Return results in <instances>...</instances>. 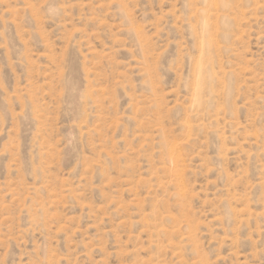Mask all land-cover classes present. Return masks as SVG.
<instances>
[{"label":"rangeland","instance_id":"obj_1","mask_svg":"<svg viewBox=\"0 0 264 264\" xmlns=\"http://www.w3.org/2000/svg\"><path fill=\"white\" fill-rule=\"evenodd\" d=\"M0 264H264V0H0Z\"/></svg>","mask_w":264,"mask_h":264},{"label":"bare ground","instance_id":"obj_2","mask_svg":"<svg viewBox=\"0 0 264 264\" xmlns=\"http://www.w3.org/2000/svg\"><path fill=\"white\" fill-rule=\"evenodd\" d=\"M222 5H224L223 2H221ZM201 68H202V64L201 62H198V65H197V73H198V78L196 79V85H195V90L196 92L197 91H200V79H199V75H200V72H201Z\"/></svg>","mask_w":264,"mask_h":264}]
</instances>
